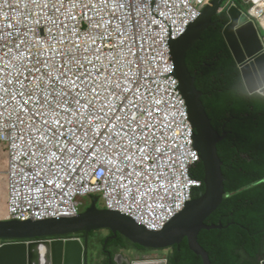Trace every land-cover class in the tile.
<instances>
[{
	"label": "snow or ice",
	"instance_id": "obj_1",
	"mask_svg": "<svg viewBox=\"0 0 264 264\" xmlns=\"http://www.w3.org/2000/svg\"><path fill=\"white\" fill-rule=\"evenodd\" d=\"M7 6L13 22L0 29V140L11 146L5 171L13 195L43 207L47 190L60 187L57 181L67 185L77 175L99 172L114 204L143 207L166 198L178 149L171 143L172 120L165 116L171 115L167 99L146 62L144 48L155 47V34L122 16L119 2L113 8L91 0ZM40 18L55 29L47 47L33 31ZM85 19L88 29L82 32ZM105 39L115 42L109 49L115 55L102 56L97 41ZM108 212L127 230L143 232Z\"/></svg>",
	"mask_w": 264,
	"mask_h": 264
},
{
	"label": "water",
	"instance_id": "obj_2",
	"mask_svg": "<svg viewBox=\"0 0 264 264\" xmlns=\"http://www.w3.org/2000/svg\"><path fill=\"white\" fill-rule=\"evenodd\" d=\"M224 0H212L204 7L187 30L176 40H171L170 26L154 13L153 0L151 11L157 19L168 28L165 34V45L170 56L172 73L177 81L178 95H182L185 109L191 125L193 149L204 169V192L174 213L170 221L162 226L161 231H149L139 226L129 216L115 210L98 208L95 200L75 216H61L41 220L0 219V240H25L6 243L0 246V264H88V234L101 229L109 230L110 238L123 237L129 243L149 250L171 249L187 239L189 249L202 260L210 264L207 252L198 243L201 231L222 229V225H206L205 220L220 206L225 196L222 162L217 153V145L224 139L212 128L201 102V94L196 90L194 78L190 75L186 63V53L200 40L202 33L216 24L213 16L219 11ZM229 18L223 30V38L235 64L240 69V77L248 95L264 97V56L257 32L251 23L241 22V12L231 6L226 11ZM159 79V78H157ZM186 95L188 98H186ZM89 196H97L88 194ZM123 217L134 222L143 232H131L123 223L110 217ZM89 215L95 219L88 220ZM23 226V227H18ZM147 233H153L148 236ZM83 234L82 238L68 235ZM105 240L104 243H106ZM104 249V247H103ZM261 264H264V260Z\"/></svg>",
	"mask_w": 264,
	"mask_h": 264
},
{
	"label": "trees",
	"instance_id": "obj_3",
	"mask_svg": "<svg viewBox=\"0 0 264 264\" xmlns=\"http://www.w3.org/2000/svg\"><path fill=\"white\" fill-rule=\"evenodd\" d=\"M236 5L242 9L240 0ZM212 23L216 25L202 33L185 57L213 130L220 137L225 135L217 145L225 196L205 220L206 225L221 224L222 229L201 231L198 243L207 252L210 264H260L264 260V97L248 95L243 87L223 38L229 24L226 11L219 10ZM190 175L203 182L200 162ZM203 192L204 187L194 190L193 198ZM90 199L99 201L93 195ZM93 234L94 231L89 236ZM111 235L109 232L100 239L103 264H116L113 249H125L128 242L119 234L113 239ZM131 245L138 251L149 250ZM167 260L168 264H202L201 258L189 249L187 239L171 248Z\"/></svg>",
	"mask_w": 264,
	"mask_h": 264
},
{
	"label": "built area",
	"instance_id": "obj_4",
	"mask_svg": "<svg viewBox=\"0 0 264 264\" xmlns=\"http://www.w3.org/2000/svg\"><path fill=\"white\" fill-rule=\"evenodd\" d=\"M76 2H79V0H76ZM117 2L124 5L120 13L122 16L128 17L129 22L138 21L141 31L147 30L156 36L155 47H149L146 44L144 51L148 53L146 62L148 60L151 61L149 70L154 74V86H159L168 102L167 107L171 115L169 116L168 112H166L165 116L172 120L173 129L170 135L174 134L176 137L175 140L171 141L173 146L178 149L174 153V167L171 169L173 173L171 191L167 193L166 198L154 201L150 200L148 205L143 207H138L130 201L114 204L112 197L109 196L110 188L105 186L98 172L97 175L91 177L84 176L81 178L77 175L67 185H65L64 180L57 181L60 187L55 190L51 188L47 190L43 199L44 206L42 207L38 204L35 207H31L28 203L19 202L17 198L20 195L19 192L15 196L13 195L7 172H5L8 189L7 218L41 220L60 216H75L80 213L78 211V198L81 196L90 197L88 195L90 193L94 195L99 194V201H101V196L103 207L123 213L145 229L157 232L162 230V226L170 221L174 213L184 207L185 202L191 201L193 190L201 188L202 183L190 175L191 169L200 160L193 149L194 133L191 125L187 124L189 120L183 97L182 95H178L177 81L173 79L174 77L163 78L172 73V65L170 56L167 54L168 48L164 41L168 28L165 23L157 18L165 21L170 26L172 34L170 35V39L172 41L176 40L187 30L204 7L209 4L210 0H156L153 3V10L157 18L152 14L151 0H91V3L97 7L103 3H107L109 8L115 7ZM25 3L26 0H0V29L5 24L10 25L13 22L8 19L9 11L7 5L19 4L22 8ZM240 3L242 4V18L245 22L253 24L262 47L259 55L264 56V0H240ZM163 5H167V8ZM173 5H175L174 9ZM231 6H236V0H227L225 11ZM11 15L14 20L19 19L18 12L13 11ZM84 15L87 17L90 13L85 10ZM107 15L105 13L106 17ZM111 23L114 25L118 24L119 20H112ZM87 29L88 21L85 19L80 26V31L87 32ZM33 31L35 32V39L43 42L45 47H47L46 38L48 33H55V29L42 18L34 25ZM78 39H82V37ZM114 43V41L107 39L97 41V47L104 48L102 56L115 55V53L109 51ZM56 46L55 41H53V47ZM104 63L107 64V59L104 60ZM238 70L240 71L239 68ZM172 117H175V119H172ZM10 147L7 143L8 162ZM17 187L19 188V186ZM116 199L119 201V197ZM13 208L15 210L11 211L10 209ZM8 242L10 241L1 239L0 246Z\"/></svg>",
	"mask_w": 264,
	"mask_h": 264
},
{
	"label": "rangeland",
	"instance_id": "obj_5",
	"mask_svg": "<svg viewBox=\"0 0 264 264\" xmlns=\"http://www.w3.org/2000/svg\"><path fill=\"white\" fill-rule=\"evenodd\" d=\"M212 0H210L211 2ZM227 7V0H224L220 9L225 10ZM243 21V18L240 22ZM8 166V149L7 142L0 141V219H7V199H8V189H7V177L5 169ZM100 200L97 205L102 206L103 200L100 196ZM78 211H84L92 202L90 197L81 196L78 198ZM109 231L107 229H101L95 231L93 235L88 236L87 244V262L88 264H103L102 255V244L100 239L107 236ZM80 236V234H79ZM114 258L120 257L121 264H132L134 262H143L149 259H168L171 254V249L163 250H143L138 251L131 244L126 242L125 249H113ZM116 261V260H115ZM117 264H120L116 261Z\"/></svg>",
	"mask_w": 264,
	"mask_h": 264
},
{
	"label": "clouds",
	"instance_id": "obj_6",
	"mask_svg": "<svg viewBox=\"0 0 264 264\" xmlns=\"http://www.w3.org/2000/svg\"><path fill=\"white\" fill-rule=\"evenodd\" d=\"M235 7L241 12L242 9H239V8L237 7V5H236ZM226 11H227V10H226ZM242 22H245L244 19H243ZM240 23H241V22H240ZM236 66H237V65H236ZM237 67H238V66H237ZM237 70H238V68H237ZM238 71H239V70H238ZM239 72H240V71H239ZM259 96H261V95H259ZM261 97H262V96H261ZM193 133H194V132H193ZM199 160H200V159H199ZM196 180H197V179H196ZM199 181H200V180H199ZM200 182L202 183L201 188L204 187L203 182H202V181H200ZM201 188H200V189H201ZM195 190H198V189H195ZM193 191H194V190H193ZM202 194H203V193H202ZM202 194H201V195H202ZM192 199H194V198H193V193H192ZM192 199H191V200H192ZM92 201H93V200H92ZM189 202H190V201H189ZM95 203H96V206H97L98 208H105V207H103V206L101 207V206L97 205V202H95ZM90 204H91V203H90ZM107 209H108V208H107ZM60 217H61V216H60ZM6 218H7V217H6ZM7 219H9V218H7ZM16 220H17V219H16ZM139 226H140V225H139ZM97 231H98V230H97ZM108 231H109V230H108ZM94 232H95V231H94ZM109 232H110V231H109ZM68 236H75V237H80V238H82V236H79V235L76 236V234H75V235H68ZM88 236H89V234H88ZM3 240H4V239H3ZM7 241H8V240H7ZM9 241H10V242H8V243H12V242H14V241H16V242H21V241H25V240L14 239V240H9ZM102 249H103V246H102ZM103 258H104V257H103ZM114 260H116L117 262H119V263L121 264V258H120V257H115ZM162 260L164 261V264H168V260H167V259L164 258V259H162ZM116 261H115V262H116ZM262 261H263V260H262ZM262 261H261V263H262ZM261 263H260V264H261ZM116 264H117V263H116ZM122 264H125V262L122 263Z\"/></svg>",
	"mask_w": 264,
	"mask_h": 264
},
{
	"label": "bare ground",
	"instance_id": "obj_7",
	"mask_svg": "<svg viewBox=\"0 0 264 264\" xmlns=\"http://www.w3.org/2000/svg\"><path fill=\"white\" fill-rule=\"evenodd\" d=\"M132 264H164V261H153V260H145L143 262H134Z\"/></svg>",
	"mask_w": 264,
	"mask_h": 264
},
{
	"label": "crops",
	"instance_id": "obj_8",
	"mask_svg": "<svg viewBox=\"0 0 264 264\" xmlns=\"http://www.w3.org/2000/svg\"><path fill=\"white\" fill-rule=\"evenodd\" d=\"M149 260H153V261H161L162 259H149Z\"/></svg>",
	"mask_w": 264,
	"mask_h": 264
},
{
	"label": "flooded vegetation",
	"instance_id": "obj_9",
	"mask_svg": "<svg viewBox=\"0 0 264 264\" xmlns=\"http://www.w3.org/2000/svg\"><path fill=\"white\" fill-rule=\"evenodd\" d=\"M79 234H76V236H78ZM80 236H84L83 234H80Z\"/></svg>",
	"mask_w": 264,
	"mask_h": 264
}]
</instances>
